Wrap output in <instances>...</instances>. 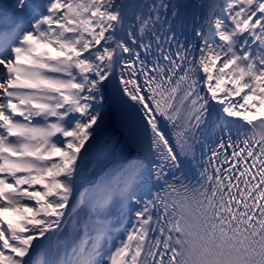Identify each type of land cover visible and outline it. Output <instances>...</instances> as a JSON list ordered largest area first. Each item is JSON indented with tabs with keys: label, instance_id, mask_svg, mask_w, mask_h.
I'll return each mask as SVG.
<instances>
[{
	"label": "snow or ice",
	"instance_id": "1",
	"mask_svg": "<svg viewBox=\"0 0 264 264\" xmlns=\"http://www.w3.org/2000/svg\"><path fill=\"white\" fill-rule=\"evenodd\" d=\"M189 201L264 264V0H0V264H190Z\"/></svg>",
	"mask_w": 264,
	"mask_h": 264
},
{
	"label": "clouds",
	"instance_id": "2",
	"mask_svg": "<svg viewBox=\"0 0 264 264\" xmlns=\"http://www.w3.org/2000/svg\"><path fill=\"white\" fill-rule=\"evenodd\" d=\"M182 213L181 225L186 226L185 230L191 233L188 238L189 252L191 253L195 247V253L192 255L190 264H246L238 251L221 241H216L215 244L207 246H205L206 242L196 241L193 226L199 221L200 209L194 201L187 202Z\"/></svg>",
	"mask_w": 264,
	"mask_h": 264
}]
</instances>
